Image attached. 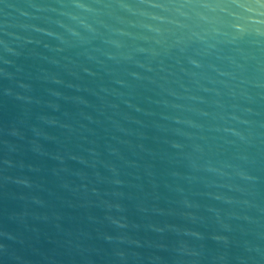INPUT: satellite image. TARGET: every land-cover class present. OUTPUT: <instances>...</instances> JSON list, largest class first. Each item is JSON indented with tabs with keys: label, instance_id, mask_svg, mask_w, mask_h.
Segmentation results:
<instances>
[{
	"label": "water",
	"instance_id": "obj_1",
	"mask_svg": "<svg viewBox=\"0 0 264 264\" xmlns=\"http://www.w3.org/2000/svg\"><path fill=\"white\" fill-rule=\"evenodd\" d=\"M0 264H264V0H0Z\"/></svg>",
	"mask_w": 264,
	"mask_h": 264
}]
</instances>
